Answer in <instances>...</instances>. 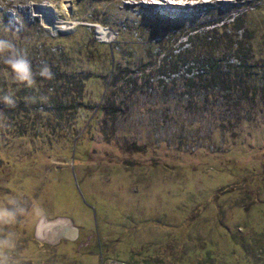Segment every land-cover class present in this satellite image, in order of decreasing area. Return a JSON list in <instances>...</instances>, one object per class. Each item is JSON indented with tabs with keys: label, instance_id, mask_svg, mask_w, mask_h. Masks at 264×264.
<instances>
[{
	"label": "rangeland",
	"instance_id": "374dc122",
	"mask_svg": "<svg viewBox=\"0 0 264 264\" xmlns=\"http://www.w3.org/2000/svg\"><path fill=\"white\" fill-rule=\"evenodd\" d=\"M243 11V29L229 25L221 43V24ZM212 28L215 76L227 68L243 78L242 91L213 87L207 72L190 81L195 63L187 70L178 62L157 81L154 59L171 49L185 58L203 53ZM196 33L194 48L187 38ZM0 38L29 59L55 50L54 67L81 80L68 122L43 109L0 112V200L19 193L26 209L0 223V240L15 233L0 257L264 264V0H0ZM233 39L243 44V62L228 48ZM145 65L151 77L138 70ZM24 86L0 58V96ZM42 215L70 217L77 235L40 240Z\"/></svg>",
	"mask_w": 264,
	"mask_h": 264
},
{
	"label": "trees",
	"instance_id": "16d2710c",
	"mask_svg": "<svg viewBox=\"0 0 264 264\" xmlns=\"http://www.w3.org/2000/svg\"><path fill=\"white\" fill-rule=\"evenodd\" d=\"M245 14V11L239 12L236 15H233L230 21L221 24L225 38L224 40L220 41L221 43L227 44V35L229 36V34H227L226 32V28L229 25H231V27L233 26L236 31L239 29H243V20ZM214 32H216V28L208 29L205 31V42L203 43V46L201 48L203 49V53H195L192 51L194 53V56L185 58L184 55H186L187 52L184 53V51L181 50L175 52L174 49H171L165 52L161 57H159L157 63L156 59H154V61L152 62L153 65L149 71L157 72V81L160 82L163 80V78H159L158 75H162V77H170L172 73L177 72L176 66L178 62H181L183 65H186L187 70H190L195 65H197L196 74L188 77L190 81L194 77L202 81L203 75L205 74V72H207V75L210 79L209 83L212 84L213 87L221 86L225 90V92L230 90H237L239 93L244 88L243 78H241L240 76H234L230 78L228 74L225 75V71H228L227 68L222 72L221 75L215 76V71L218 70V65L220 63L221 58L217 56L215 52L216 46L214 45V40L216 39V35L213 34ZM196 35L198 34L196 33L188 35L187 39L191 44L193 43L192 38ZM218 43L219 42H217V44ZM228 45V48L230 50L232 49L233 54L238 57L239 61H242L241 55L244 53V47L241 40H228ZM192 47L195 48V45L192 44ZM54 51L55 50L46 49V51L40 52L39 49L37 55L35 53V55L30 57V59L28 58L33 66L34 73L38 72L39 66L46 63L51 69V78L46 79L36 74L34 76L35 82L31 87H26L22 90V92H17L16 95H14L15 104L13 106L6 105L2 101H0L1 113L7 112L9 114V117H12L14 115H19V113L23 114L31 110L38 111L39 109H43L50 111L53 116V119L56 122L58 121V123L62 121H69L71 116L69 111L73 112L77 104V98L74 97L76 101L73 99V93L75 94L76 92V94L79 95L78 91H80L81 89V80H79V77L72 72H59L57 70L58 67H54L55 62L52 60V58H54ZM193 63H195L194 66ZM232 65L234 64H228L229 67ZM145 68L146 65L141 66L140 68H138V70L141 71V75H143L144 77H151L149 75V72L144 71ZM63 74L66 75L60 78V75L62 76ZM107 77H109L108 83L114 84L116 82V77L112 70L107 75ZM126 77H129V74H126L125 78ZM209 83L206 84L205 82H202L200 87L207 89ZM70 93L71 95H73L72 99L69 96Z\"/></svg>",
	"mask_w": 264,
	"mask_h": 264
},
{
	"label": "clouds",
	"instance_id": "9594fccd",
	"mask_svg": "<svg viewBox=\"0 0 264 264\" xmlns=\"http://www.w3.org/2000/svg\"><path fill=\"white\" fill-rule=\"evenodd\" d=\"M5 52H7V56H3ZM0 58L10 69L12 80L23 83L26 87H31L34 84V76L36 74L46 79L52 76L51 69L46 63L39 66L38 72L34 73L33 66L24 50L17 48L9 39L0 38ZM0 101L6 105L13 106L15 104L13 92L9 91L0 96ZM18 195L19 193L17 195L4 193L2 200H0V223L4 225L13 224L18 216L26 214L25 207L17 199ZM14 239L15 233L7 231L3 239L0 240V246L6 250H11L15 246ZM0 264H9L7 254L0 257Z\"/></svg>",
	"mask_w": 264,
	"mask_h": 264
},
{
	"label": "water",
	"instance_id": "95a60500",
	"mask_svg": "<svg viewBox=\"0 0 264 264\" xmlns=\"http://www.w3.org/2000/svg\"><path fill=\"white\" fill-rule=\"evenodd\" d=\"M48 232L42 235L41 240L55 242L61 236L75 237L77 235V227L73 224L70 217L56 216L49 218L47 221Z\"/></svg>",
	"mask_w": 264,
	"mask_h": 264
},
{
	"label": "bare ground",
	"instance_id": "6f19581e",
	"mask_svg": "<svg viewBox=\"0 0 264 264\" xmlns=\"http://www.w3.org/2000/svg\"><path fill=\"white\" fill-rule=\"evenodd\" d=\"M99 32L102 34L106 29L105 26H102L100 24H97ZM49 220V218H47L46 216L42 215L40 216V218L38 219L37 223H36V227H35V234L36 236L41 240L42 239V235H46V233L48 232V227H47V221Z\"/></svg>",
	"mask_w": 264,
	"mask_h": 264
},
{
	"label": "built area",
	"instance_id": "2783aa9c",
	"mask_svg": "<svg viewBox=\"0 0 264 264\" xmlns=\"http://www.w3.org/2000/svg\"><path fill=\"white\" fill-rule=\"evenodd\" d=\"M101 264H139L137 262L125 261V260H116V259H104L101 258Z\"/></svg>",
	"mask_w": 264,
	"mask_h": 264
}]
</instances>
